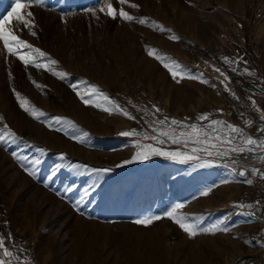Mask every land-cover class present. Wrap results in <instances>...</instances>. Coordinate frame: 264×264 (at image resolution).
Wrapping results in <instances>:
<instances>
[{"label": "rangeland", "instance_id": "1", "mask_svg": "<svg viewBox=\"0 0 264 264\" xmlns=\"http://www.w3.org/2000/svg\"><path fill=\"white\" fill-rule=\"evenodd\" d=\"M13 2L0 0V18L8 15ZM108 2L117 13L124 7L149 23L125 21L119 15L113 19L99 11ZM28 10L34 15L36 36L12 18L10 24L14 30L23 29L17 35L57 60V71L69 75L62 80L47 70L26 67L0 42V116L4 117L0 129L7 124L20 137L0 142V235L5 236L6 246L30 264H125V249L134 254L133 264H243L254 258L257 248L264 247L257 225L264 205L257 210L236 205L250 204L246 192L255 191L264 181L252 175L251 168L264 170V163L243 153L213 158L210 167L164 156L123 164L136 151L135 138L119 133L133 128L150 131L155 105L161 109L155 113L159 119L167 116L206 127L208 121L197 117L208 113L211 119L225 120L254 138H264L260 131L264 128L260 119L264 0H129L126 5L119 0H43ZM20 11L26 15L24 9ZM152 21L171 31H160ZM173 34L180 39H170ZM146 46L175 58L193 75L203 73L209 82L188 78L177 82L148 55ZM223 57L242 59L230 65ZM214 67L229 77V90ZM245 68L253 75L244 73ZM33 80L44 87L38 89ZM81 80L98 85L136 119L86 106L71 87L78 84L84 90ZM13 89L49 117L74 121L88 137L83 142L73 140L71 135L79 134L78 130L67 129L66 135L56 130L62 126L50 128L44 118L34 119L19 106ZM140 109H147V114ZM163 147L180 146L166 143ZM13 152L26 159L14 157ZM61 154H66L64 159ZM36 158L41 163L32 165ZM232 160L237 161L236 174L231 172ZM71 164L87 167L73 169ZM57 165L62 167L57 170ZM25 167L34 169L35 175H29ZM241 170L248 175L239 176ZM248 179L253 183L248 184ZM208 188L211 191L201 195ZM177 203L184 204L181 211L198 219L202 227L222 222L230 230L189 237L166 217L147 226L134 222L147 215L163 216ZM147 227L150 231L137 240L139 229ZM255 238L259 245L253 247ZM156 239L165 244L163 253L144 246ZM226 239L229 246L216 251Z\"/></svg>", "mask_w": 264, "mask_h": 264}, {"label": "snow or ice", "instance_id": "2", "mask_svg": "<svg viewBox=\"0 0 264 264\" xmlns=\"http://www.w3.org/2000/svg\"><path fill=\"white\" fill-rule=\"evenodd\" d=\"M43 0H14L12 9L8 15L0 18V42H2L3 49L12 56L17 57L23 64L27 66H34L37 69H44L51 72L53 75L58 76L60 79H65L68 77L67 72L57 71L55 66L58 61L53 59L47 52L35 47L33 44L29 43L26 39L21 38L17 35L18 31H23L17 26L14 30L13 26L10 24V18L18 22V25H23L24 28L28 29L30 35L36 36L37 33L33 29L35 28L34 15L33 12L28 10L35 4H42ZM129 0H119L120 5H126ZM132 8L138 7L136 4L130 5ZM24 9L26 15L22 14L20 11ZM95 15L94 9H89ZM100 12L115 19L117 15L125 21H137L140 24H148L147 18H138L130 15L128 11H125L124 7H121L117 13V10L113 7L111 2H108L105 6L99 9ZM152 26L158 27L160 31H171L170 29H165L162 25L157 22L152 21ZM172 40H179L180 37L177 35H171L169 37ZM146 51L149 56L154 57L159 61L162 66L170 73L174 80L180 82L184 78L200 80L202 83H208L207 79H204L203 73H198L196 75L191 74L186 66L182 65L175 58L170 57L166 54H161L155 47L146 46ZM224 61L228 64L236 63L238 64L242 58L236 61L231 60L229 57H223ZM215 72L219 73L223 80L225 90H229L226 81L229 77L221 71L220 68L213 69ZM236 71L235 68L232 69ZM244 73L248 75H253L247 68L243 70ZM33 84L39 89L44 86L33 80ZM80 84L86 85L84 90H81L78 84H72L71 87L76 92V95L86 106H94L100 108L106 112H119L123 116L129 119H136L128 110H126L122 105H120L116 100L112 99L108 93L101 90V88L96 84H90L87 81L81 80ZM215 87V85H213ZM19 106L31 115L36 120H41L44 118V122L48 124L50 128L53 125H60L62 127L56 128L57 131H64L68 135L67 129H76L79 134L73 133L71 138L73 140H78L83 142L84 138L88 137L89 133L86 131L79 130V126L72 120L62 117V116H51L42 111L40 108L36 107L31 101L23 96L20 92L13 89ZM232 95L235 97V93ZM251 99V97H250ZM253 107H256V101L252 100ZM154 109L153 119L148 122L149 130L137 131L133 128L131 130L121 131L119 135L124 137L135 138L133 140V146L136 151L132 155L131 159L124 160L123 164H129L133 161L147 160L152 156H164L168 159L178 161V162H197L198 167H210L213 164V158H228L233 154H243L251 153L256 156L262 163H264V138H254L252 135L248 134L243 128L235 124L229 123L221 119H211L208 113L201 114L197 117L200 122L208 121L205 127L202 123H185L184 121L177 120L175 118H169L165 116L163 119L155 117V113H159L161 109L155 105L152 106ZM147 114V109H140ZM4 119L0 116V121ZM260 119L264 120V111L260 114ZM248 125L252 124L251 120H247ZM260 131H264L261 128ZM20 137L7 125L4 124L3 129H0V142H5L6 140L16 141ZM142 141H151L150 143H144ZM170 143L171 145L180 146L175 150H166L163 145ZM38 152L41 154L46 153V149L38 148ZM258 154V155H257ZM12 155L17 157V153L13 152ZM66 154H61V158L64 159ZM18 159H26V157H17ZM41 160L36 158L31 161L32 165H39ZM233 167L231 172L236 174V168L234 165L237 164L236 160L231 161ZM62 165H57L56 168L59 170ZM71 168L76 169L81 166L79 164H71ZM25 171L29 175H35V170L25 167ZM95 172H108L111 169H93ZM252 175H259L264 178V170L258 169L256 167L251 168ZM55 175V172H53ZM239 176L245 177L248 175L247 170H241L238 173ZM51 179V177H49ZM228 180H223L221 183H228ZM248 184H252L251 179L246 180ZM69 190H72L71 188ZM211 191V188L205 189L201 195H207ZM89 193L85 192V195ZM84 197H81L83 200ZM237 208L252 209L254 205L239 203L236 205ZM184 208V204L177 203L169 208L160 215H147L143 216L134 222L139 225H150L154 221L160 220L162 218H168L172 220L176 225L179 226L189 237H195L198 233H216V232H228L230 229L227 226H222V222L215 224H210L206 227H202L197 220H192L189 218L188 214L181 211ZM249 215H254V213L249 212ZM0 264H30V261L25 258L21 260V257L11 251L8 246H6V238L0 235Z\"/></svg>", "mask_w": 264, "mask_h": 264}, {"label": "built area", "instance_id": "3", "mask_svg": "<svg viewBox=\"0 0 264 264\" xmlns=\"http://www.w3.org/2000/svg\"><path fill=\"white\" fill-rule=\"evenodd\" d=\"M264 181H261L255 188V191H248L245 194V199L250 204L254 205L253 210H257L264 205ZM254 258L245 259L243 264H264V247H258Z\"/></svg>", "mask_w": 264, "mask_h": 264}, {"label": "bare ground", "instance_id": "4", "mask_svg": "<svg viewBox=\"0 0 264 264\" xmlns=\"http://www.w3.org/2000/svg\"><path fill=\"white\" fill-rule=\"evenodd\" d=\"M150 228L151 227H147V229L146 228H142V229L140 228L139 230L141 231V234L138 235L137 240H139L146 231H150L149 230ZM150 240H151V237H150ZM228 243L229 242L226 239L225 243L222 244L220 247H217V250L216 251H218V249H221V248L222 249L227 248L229 245H226V244H228ZM137 244H139L138 241H137ZM164 245L162 244V241H160L159 239H156V240L151 241V242L149 241V242H146L144 244V246L147 249H149L150 251H153V252L160 251L161 253L164 252ZM124 252H126V255H125L126 256V258H125L126 259V262H125V264H133L132 263V260H134V259H132V258H134V254L131 253V252H129L128 249L127 250L125 249Z\"/></svg>", "mask_w": 264, "mask_h": 264}, {"label": "crops", "instance_id": "5", "mask_svg": "<svg viewBox=\"0 0 264 264\" xmlns=\"http://www.w3.org/2000/svg\"><path fill=\"white\" fill-rule=\"evenodd\" d=\"M260 214H261L262 218H261V220L258 221L257 225H258V227H260L259 228V233L262 234L260 236L264 239V208L261 209ZM253 244H254L253 247L258 246L259 245L258 239H256Z\"/></svg>", "mask_w": 264, "mask_h": 264}]
</instances>
